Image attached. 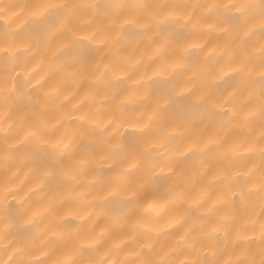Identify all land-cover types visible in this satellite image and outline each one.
<instances>
[{"label": "clouds", "instance_id": "clouds-1", "mask_svg": "<svg viewBox=\"0 0 264 264\" xmlns=\"http://www.w3.org/2000/svg\"><path fill=\"white\" fill-rule=\"evenodd\" d=\"M0 264H264V0H0Z\"/></svg>", "mask_w": 264, "mask_h": 264}]
</instances>
